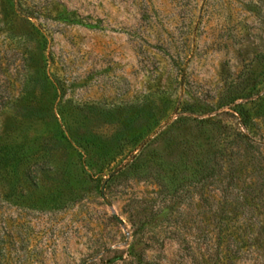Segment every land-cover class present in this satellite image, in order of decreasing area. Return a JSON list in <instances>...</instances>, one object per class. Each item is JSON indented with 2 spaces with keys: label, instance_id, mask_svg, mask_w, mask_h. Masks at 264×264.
<instances>
[{
  "label": "rangeland",
  "instance_id": "obj_1",
  "mask_svg": "<svg viewBox=\"0 0 264 264\" xmlns=\"http://www.w3.org/2000/svg\"><path fill=\"white\" fill-rule=\"evenodd\" d=\"M0 264H264V0H0Z\"/></svg>",
  "mask_w": 264,
  "mask_h": 264
}]
</instances>
